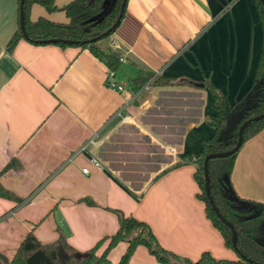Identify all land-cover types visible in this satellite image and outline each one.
I'll use <instances>...</instances> for the list:
<instances>
[{"label":"crops","instance_id":"0c3cea01","mask_svg":"<svg viewBox=\"0 0 264 264\" xmlns=\"http://www.w3.org/2000/svg\"><path fill=\"white\" fill-rule=\"evenodd\" d=\"M39 16L68 21L62 10L32 5L30 19ZM18 26L17 0H0V171L12 158L21 164L3 172L0 182L24 199L18 204L0 197V252L11 259L28 232L45 244L61 233L85 252L117 230V209L147 222L159 243L179 257L196 260L208 251L229 258L196 197V165L180 154L199 158L212 134L206 76L231 105L250 103L261 46L255 1L126 0L118 26L99 41L121 56L125 77L118 70L117 80L128 87L146 72L177 81L175 88H150L138 98L108 88V67L88 49L21 39L7 51ZM91 156L101 167L90 163ZM231 183L240 197L264 204V127L241 144ZM126 246L121 241L111 248V261ZM128 264L160 263L137 245Z\"/></svg>","mask_w":264,"mask_h":264},{"label":"trees","instance_id":"16d2710c","mask_svg":"<svg viewBox=\"0 0 264 264\" xmlns=\"http://www.w3.org/2000/svg\"><path fill=\"white\" fill-rule=\"evenodd\" d=\"M259 10L261 24V46L259 59L253 74L251 86L247 92L250 103L245 106L242 99L230 104L227 97L205 77L204 85L212 94L214 112L208 118L212 127V134L203 140L202 151L199 158L192 160L189 152L180 154L184 161L193 162L196 169L193 177L198 186L196 197L204 203V210L212 225L221 233L224 243L232 248L231 230L215 214L206 194L205 178L203 171L204 157L209 153L222 152L233 148L238 139V129L243 121L264 112V0H254ZM123 0H71L62 7H58L55 0H23L24 28L26 37L23 36L18 26L9 38L6 49L11 51L19 40L25 39L32 44H55L61 47L75 46L88 49L96 58L104 62L108 69L114 72L121 67V56L114 51L103 50L99 41L111 35L100 37L119 18L121 21L125 3ZM18 11L20 0H17ZM39 4L46 11H64L67 22L52 21L45 16L35 20L30 19L32 5ZM118 26V25H117ZM116 26V27H117ZM116 29V28H115ZM94 41H87L92 38ZM76 40L81 43L70 44L65 42L41 43L47 39ZM147 74V76H146ZM130 79L128 88L136 91L143 84L150 81L157 84L159 80L176 83L175 78L146 73ZM242 101V102H241ZM264 127V117L251 121L243 131V141L255 136ZM239 150V149H238ZM237 150V151H238ZM237 151L226 157H215L208 160L209 192L213 203L233 225L237 233V258H216L210 252H203L196 260L188 257H179L172 251L165 249L156 238L150 225L144 220L124 214L121 210L113 209L118 219L117 230L101 238L92 248L85 252H78L66 241L64 235L59 233L55 242L45 244L40 242L32 232H28L21 240L15 255L8 259L0 252V264H128L137 245L145 246L160 264H264V204L240 197L231 183V173ZM179 163L173 167L178 166ZM21 167L17 158H12L0 171L3 172ZM0 197L10 199L16 203L24 201L20 196L5 188L0 182ZM81 201L94 205L89 198ZM124 241L127 246L117 262L111 261L108 253L117 243ZM106 242L104 249L98 253L99 247ZM233 249V248H232ZM243 254L245 258H242ZM251 260V261H249Z\"/></svg>","mask_w":264,"mask_h":264},{"label":"water","instance_id":"95a60500","mask_svg":"<svg viewBox=\"0 0 264 264\" xmlns=\"http://www.w3.org/2000/svg\"><path fill=\"white\" fill-rule=\"evenodd\" d=\"M22 3H23V0H20V6H19V27H20V30H21L23 36L26 37V32H25V28H24V14H23V9H22ZM124 3H125V0H123V2H122V8L124 6ZM118 24H119V18L115 21V23L111 26V28L108 29L105 33L101 34L100 37H105L110 32L114 31ZM98 38L97 37L96 38H92L90 40H85L84 42L94 41V40H96ZM60 41L61 42H65V43H70V44H79V43H81V42L76 41V40L56 39V38L47 39V40H40L41 43H57V42H60ZM193 85H199V86L203 87V84H194L193 83ZM263 117H264V112L261 113V114H258L256 116H253L251 118H248L247 120L243 121L242 124L239 126V129H238V139H237V142H236L235 146L233 148L229 149V150H225V151H222V152L209 153V154H207L204 157V161H203V171H204L205 188H206L207 197L209 198V202L211 203L215 214L221 219V221H223L230 228V230H231L230 240H231L232 248H233V250L236 251V253H238L237 245H236V240H237L236 230L234 229V227L231 224V222H229L226 218H224L221 215V213L219 212V210L217 209V207L213 203V199L210 196V192H209V181H210V179H209V174H208V172H209L208 171V160L211 159V158H215V157H226V156L231 155L235 151H237L240 148L241 144H242L243 131H244L245 127L251 121L259 120V119H261ZM240 256L242 258H245V256L243 254H240ZM249 261H251V260H249Z\"/></svg>","mask_w":264,"mask_h":264},{"label":"built area","instance_id":"2783aa9c","mask_svg":"<svg viewBox=\"0 0 264 264\" xmlns=\"http://www.w3.org/2000/svg\"><path fill=\"white\" fill-rule=\"evenodd\" d=\"M155 75H157V74H155ZM105 84H106V86L108 88L113 89V90H115V91H117L119 93L129 92L131 94L132 98L141 97V94L143 92H148L150 90V88H151L150 81H148L145 84H143L140 89H138L136 91H132L128 87H126L125 85L121 84L117 80V78H116V72H114L111 69H108L107 70L106 77H105ZM89 143H92V138L91 139H88L76 151H74L73 153H71L69 155V157H68V161L69 160H72L81 151L86 150V148H87V146H88ZM90 163L93 164L96 167H101V162L95 156H91ZM82 172L83 173H88V168L87 167H83L82 168Z\"/></svg>","mask_w":264,"mask_h":264},{"label":"rangeland","instance_id":"374dc122","mask_svg":"<svg viewBox=\"0 0 264 264\" xmlns=\"http://www.w3.org/2000/svg\"><path fill=\"white\" fill-rule=\"evenodd\" d=\"M34 5H37V4H34ZM106 38V39H105ZM105 38H103L104 40H107L108 38L107 37H105ZM141 76L143 75V74H146V72H140L139 73ZM119 75L121 76V77H125V75H124V73L122 72V70H119ZM146 76H147V74H146ZM151 81V80H150ZM160 82H157V84H151V89L153 90L155 87H161V88H175V85L177 84V83H169L167 80H165V79H163V80H159ZM208 90V89H207ZM144 93V92H143ZM160 93V92H159ZM158 93V94H159ZM146 95H148V94H145V96ZM159 97V96H158ZM140 99V98H139ZM155 102H158V101H154L152 104H154ZM146 120H148V118L146 119ZM229 258L230 259H236L237 258V253H236V251L235 250H233L232 248H229Z\"/></svg>","mask_w":264,"mask_h":264}]
</instances>
